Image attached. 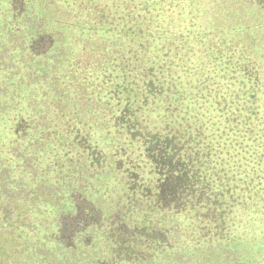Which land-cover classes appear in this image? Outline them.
Segmentation results:
<instances>
[{"label": "flooded vegetation", "instance_id": "1", "mask_svg": "<svg viewBox=\"0 0 264 264\" xmlns=\"http://www.w3.org/2000/svg\"><path fill=\"white\" fill-rule=\"evenodd\" d=\"M52 12L51 27L39 22L37 36L22 40L27 112L16 131L24 147L7 151L20 156V171L0 165L6 262L12 243L18 264H258L248 244L252 188L235 180L206 127L180 123L167 88L138 68L139 54L125 75L124 55L109 53L107 40L77 38L69 10ZM187 37L167 51L193 66L203 86L208 61L220 101L219 43L209 52ZM12 197L37 211L20 212L21 225L32 218L37 227L15 236Z\"/></svg>", "mask_w": 264, "mask_h": 264}, {"label": "trees", "instance_id": "2", "mask_svg": "<svg viewBox=\"0 0 264 264\" xmlns=\"http://www.w3.org/2000/svg\"><path fill=\"white\" fill-rule=\"evenodd\" d=\"M26 2L0 0V136H11V146H5L0 139V150L24 147L21 129L16 131L27 112L23 104L26 49L22 40L37 36L39 25H42ZM251 2L264 7V0H244L243 3ZM37 3L45 7L41 12L45 14L43 22L48 25L44 27H51L50 22L56 19L52 9L62 6L69 10L75 23L81 22L76 27L84 28L88 36L96 34L90 31L92 26L106 33L108 52H119L126 59L125 75L133 63L127 65V59L130 61L133 54H139L138 68L148 75L155 74L167 88L165 93L171 96V106L176 108L174 112L180 123L189 128L188 121L206 127V132L211 134L210 141L220 151L222 162L227 160L229 166H233L235 180L243 185L248 183L252 188L255 216L249 227L252 234L248 244L255 247L252 261L264 264V83L258 76L256 57L248 43L220 33L219 29L210 30L195 7L196 0H39ZM75 31L79 34L80 30ZM186 35L188 45L197 42L192 39L194 36L209 52H216L213 43H219L220 101L214 98L217 91L213 89L212 71L206 70L208 61L203 86L199 84L202 77L194 74L193 66L186 65L181 57L172 58L170 55L175 50L167 51L168 44L172 48L180 46V36L185 38ZM192 45L189 50L194 54L202 50L196 48L198 44ZM189 62L198 61L191 58ZM35 110V107L30 109L32 115ZM33 129L37 131L34 126ZM0 158L3 160L0 165H10L13 171H20L17 154L8 153L2 157L0 153ZM8 158L18 160H10V163ZM236 238L237 243H243L240 235Z\"/></svg>", "mask_w": 264, "mask_h": 264}, {"label": "rangeland", "instance_id": "3", "mask_svg": "<svg viewBox=\"0 0 264 264\" xmlns=\"http://www.w3.org/2000/svg\"><path fill=\"white\" fill-rule=\"evenodd\" d=\"M27 7L31 8L34 11V16L38 18L39 21L42 22V25H48V23L43 22L44 13L41 12L42 9H45L42 4L37 3L39 0H26ZM244 0H196L195 7L198 12H201V17L205 23L209 26L210 30L219 29L220 33H228L229 36L236 40L245 41L248 43V48L252 49L254 53V57L258 66V76L262 83H264V7H259L254 3H243ZM41 5V6H40ZM40 14V15H39ZM41 16V17H40ZM81 22L76 23L80 25ZM67 26L60 27V30L66 33ZM75 29L80 30L79 34L76 33L77 38H98L99 42L101 39L106 37V33L102 31H98L93 26L91 27V32L96 33L94 36H88L86 30L84 28L79 29L74 27ZM79 39L77 41L79 42ZM87 41H91L87 39ZM4 102V100H2ZM12 105V104H11ZM1 131V130H0ZM11 136H0V139L5 143V146L9 142ZM11 146V145H10ZM1 156H8L7 151L9 149H1ZM10 161V160H9ZM11 163V161H10ZM14 172V171H13ZM11 173L10 176L15 177V173ZM89 180V179H88ZM86 182V181H85ZM94 182V181H93ZM85 194L89 196L92 195L90 189L83 191ZM101 196L103 194L101 193ZM13 197L8 200L9 203L12 202L13 206V221L11 223V228L13 229V235L20 234L24 225H21L20 221H22L20 212L27 211L28 215H35L37 211L35 210H27L22 208L21 202L16 201ZM47 212V210H44ZM33 214V215H32ZM17 222L15 223V220ZM37 225L35 224L32 218L29 219V223L24 228H35ZM10 245L13 248L14 254L13 257L7 258V262L5 260L6 249L3 245H0V264H18L17 261H21L23 255L15 252L17 247H15L12 243ZM17 253V254H16ZM11 257V256H10Z\"/></svg>", "mask_w": 264, "mask_h": 264}]
</instances>
